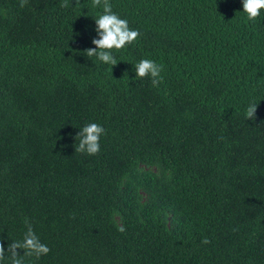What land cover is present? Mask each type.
<instances>
[{
  "label": "trees",
  "instance_id": "16d2710c",
  "mask_svg": "<svg viewBox=\"0 0 264 264\" xmlns=\"http://www.w3.org/2000/svg\"><path fill=\"white\" fill-rule=\"evenodd\" d=\"M110 3L141 33L115 66L84 52L92 0H0L5 250L27 219L50 252L26 264H264V10ZM141 59L163 65L159 86ZM89 123L106 133L96 155L75 151Z\"/></svg>",
  "mask_w": 264,
  "mask_h": 264
},
{
  "label": "clouds",
  "instance_id": "9594fccd",
  "mask_svg": "<svg viewBox=\"0 0 264 264\" xmlns=\"http://www.w3.org/2000/svg\"><path fill=\"white\" fill-rule=\"evenodd\" d=\"M78 2V0H76ZM28 0H20V7L27 5ZM94 7H102V14L95 19L96 33L98 39H92L94 48H88L84 52L87 57H97L99 61L117 65V60L112 54V50H121L126 45L132 44L141 35L138 30L131 29L126 19L120 18L112 9L110 0H92ZM64 6H67L66 4ZM243 12L247 14L249 21H255L264 10V0H242ZM163 65L157 64L151 59H141L135 65L136 77L141 79L151 78L154 87L159 86L163 81L161 72ZM258 104L250 103L246 109V120H255ZM103 126L97 123H89L80 129L77 137L79 144L75 148L76 152L87 153L88 155H96L100 151V138L105 135ZM26 232L22 240L12 241L5 250L4 243L0 240V264L10 261V264H26V258L36 257L39 259L42 255H47L50 248L41 242L40 237L34 232L31 223L25 219ZM124 231V228H120ZM203 243H209L207 239ZM18 249L23 250V255L18 253Z\"/></svg>",
  "mask_w": 264,
  "mask_h": 264
}]
</instances>
